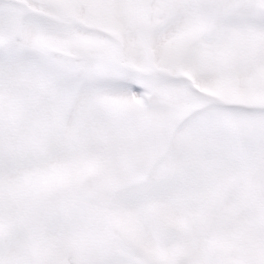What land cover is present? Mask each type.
<instances>
[{
    "label": "snow or ice",
    "instance_id": "6c2138e0",
    "mask_svg": "<svg viewBox=\"0 0 264 264\" xmlns=\"http://www.w3.org/2000/svg\"><path fill=\"white\" fill-rule=\"evenodd\" d=\"M0 264H264V0H0Z\"/></svg>",
    "mask_w": 264,
    "mask_h": 264
}]
</instances>
